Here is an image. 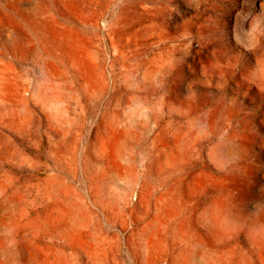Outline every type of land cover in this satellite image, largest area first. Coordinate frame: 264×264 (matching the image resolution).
Segmentation results:
<instances>
[{"label":"rangeland","instance_id":"374dc122","mask_svg":"<svg viewBox=\"0 0 264 264\" xmlns=\"http://www.w3.org/2000/svg\"><path fill=\"white\" fill-rule=\"evenodd\" d=\"M0 264H264V0H0Z\"/></svg>","mask_w":264,"mask_h":264},{"label":"bare ground","instance_id":"6f19581e","mask_svg":"<svg viewBox=\"0 0 264 264\" xmlns=\"http://www.w3.org/2000/svg\"><path fill=\"white\" fill-rule=\"evenodd\" d=\"M217 214H218V217H219V219H220L221 222H224L225 223L227 221V214L224 211V208L223 207H219L217 209ZM196 253H197V251H192L191 252V257H192L193 260H195L196 257H197V254Z\"/></svg>","mask_w":264,"mask_h":264}]
</instances>
